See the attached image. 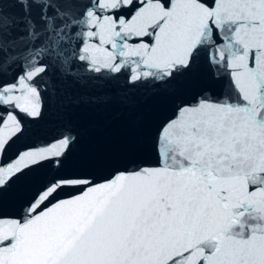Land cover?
Here are the masks:
<instances>
[{"label":"snow or ice","instance_id":"1","mask_svg":"<svg viewBox=\"0 0 264 264\" xmlns=\"http://www.w3.org/2000/svg\"><path fill=\"white\" fill-rule=\"evenodd\" d=\"M0 264H264V0H0Z\"/></svg>","mask_w":264,"mask_h":264},{"label":"water","instance_id":"2","mask_svg":"<svg viewBox=\"0 0 264 264\" xmlns=\"http://www.w3.org/2000/svg\"><path fill=\"white\" fill-rule=\"evenodd\" d=\"M12 11H15L12 9ZM167 110L160 115H166ZM126 117L116 118L111 114H105L101 117L98 126L88 128L84 135L86 140L90 142L94 149V154L109 161L107 164L99 165L86 171L90 172L95 180H100L110 175L111 169L114 166H123L128 162L130 158H135L143 161H151L153 159L149 149L146 145L138 149L134 156L130 157L129 154L123 148V141L125 136L124 121ZM139 127L144 126V121L138 122ZM31 132L30 136L43 135L46 131L54 127V123L50 122L47 126L33 127L29 125ZM81 148L83 145L80 146ZM80 148L77 149L79 154ZM75 194V193H71ZM68 193L61 194V198H64Z\"/></svg>","mask_w":264,"mask_h":264}]
</instances>
